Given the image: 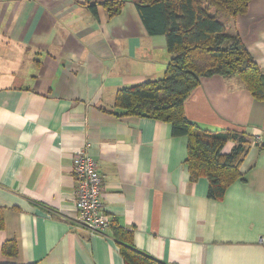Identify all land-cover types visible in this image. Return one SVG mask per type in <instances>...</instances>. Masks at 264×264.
Here are the masks:
<instances>
[{
  "label": "crops",
  "instance_id": "crops-1",
  "mask_svg": "<svg viewBox=\"0 0 264 264\" xmlns=\"http://www.w3.org/2000/svg\"><path fill=\"white\" fill-rule=\"evenodd\" d=\"M111 1L0 0V264H124L117 230L162 264H264V101L238 77L217 76L186 101L203 130L247 140L241 177L212 199L209 180L188 171L187 138L168 123L115 115L117 92L162 79L171 54L136 0L115 17L101 6ZM228 33L264 74V0ZM78 151L104 180L111 227L100 233L79 220Z\"/></svg>",
  "mask_w": 264,
  "mask_h": 264
},
{
  "label": "trees",
  "instance_id": "trees-1",
  "mask_svg": "<svg viewBox=\"0 0 264 264\" xmlns=\"http://www.w3.org/2000/svg\"><path fill=\"white\" fill-rule=\"evenodd\" d=\"M128 0L101 6L110 17L120 14ZM133 1V0H132ZM254 0H136L139 14L151 35H164L171 54L165 76L160 80L119 90L115 99L118 117H142L172 126L174 137L187 138L186 166L193 180L206 177L209 196L220 200L241 177L240 167L247 156L245 136L230 132L210 133L191 122L185 103L204 78L238 77L251 95L264 101V74L228 25L248 13ZM97 5L90 9L96 13ZM236 142L232 153L223 149ZM124 264H162L130 244V235L117 230ZM11 245H5L9 252ZM12 254V251L10 252ZM16 253V250L13 251Z\"/></svg>",
  "mask_w": 264,
  "mask_h": 264
},
{
  "label": "built area",
  "instance_id": "built-area-1",
  "mask_svg": "<svg viewBox=\"0 0 264 264\" xmlns=\"http://www.w3.org/2000/svg\"><path fill=\"white\" fill-rule=\"evenodd\" d=\"M72 173L81 224L94 234L110 228L111 223L102 209L104 180L97 162L86 151H78L73 158Z\"/></svg>",
  "mask_w": 264,
  "mask_h": 264
}]
</instances>
